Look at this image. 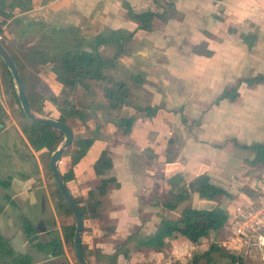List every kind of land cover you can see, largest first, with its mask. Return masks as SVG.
Wrapping results in <instances>:
<instances>
[{
  "label": "crops",
  "instance_id": "obj_1",
  "mask_svg": "<svg viewBox=\"0 0 264 264\" xmlns=\"http://www.w3.org/2000/svg\"><path fill=\"white\" fill-rule=\"evenodd\" d=\"M124 1L136 12L152 10L164 18L156 16L148 30L139 28L127 16ZM43 26L48 28L43 30L44 41L31 37L39 36L42 30L35 27ZM119 29L132 36L104 70L109 79L66 83L74 75L63 69V57L97 51L109 59L116 44L97 45V37ZM241 33L255 39L250 44ZM0 34L19 59L31 110L64 120L72 131L58 170L66 175L64 182L81 205L100 201L94 216L88 212L81 236L92 264H104L99 255L114 253L117 246L126 253L118 255L117 264H175L182 262L188 248H196L181 235L166 238L161 250L139 244L140 237L156 231L161 215L172 212L151 200L167 192L171 176L184 184L207 174L242 205L245 191L264 186V165L251 163L255 151L242 146L264 144V82L243 81L264 75V0H0ZM19 34L22 44H16ZM58 41L65 42V50L53 60L51 47ZM35 46L39 59L31 61ZM0 76V135H4L0 150L5 154L0 181L7 182L0 185V237L9 245L1 231L7 234L11 227L23 231L25 217L41 240L53 235L61 239L63 254L52 258L57 264H78L62 229L70 222L62 220L50 196L48 155L21 129L23 113L13 77L4 69ZM115 83L126 89L118 102ZM232 86L238 93L234 100L215 102ZM85 98L93 104L89 112ZM149 107H158L151 116L146 114ZM124 119H131L129 126ZM87 138L92 141L78 157L80 141ZM105 151L111 165L96 175L93 164ZM101 177H114L118 185L100 197L93 186ZM189 200L212 201L193 192L183 207ZM40 204L42 210L37 211ZM234 205H228L227 222L217 231L221 237L231 234L237 219L230 210L236 211ZM17 255L1 253L0 264H16Z\"/></svg>",
  "mask_w": 264,
  "mask_h": 264
},
{
  "label": "trees",
  "instance_id": "obj_2",
  "mask_svg": "<svg viewBox=\"0 0 264 264\" xmlns=\"http://www.w3.org/2000/svg\"><path fill=\"white\" fill-rule=\"evenodd\" d=\"M123 7L127 10V16L132 20H135L138 23V27L142 29H150L152 27L153 19L158 16L164 18L163 14L156 13L152 10H146L141 12L134 11L127 2H123ZM132 36V33H128L124 30H114L111 31L108 35H101L97 37V45L101 43L112 42L117 46V50L114 53L113 57L107 59L104 58L99 52L95 51L94 53H82V54H66L62 59L63 69L74 75V78H67L66 83L73 86L76 81L93 78L97 80H107L109 79L104 70L111 66L112 62L123 52V43L126 40H129ZM241 37L247 40L250 44L255 39L253 34H243ZM206 54H209V51H205ZM3 67L11 75L9 69L1 60ZM16 64V63H15ZM17 66V65H16ZM18 69V66H17ZM12 76V75H11ZM22 81V78H21ZM248 85H253L255 83L264 82V75L257 74L255 76L243 79ZM23 89L24 84L22 82ZM116 85V102L120 99L122 94L126 92V89L123 88L122 83H115ZM236 87H226L221 94L217 97L215 102L223 98H228L234 100L238 93ZM110 93V92H109ZM15 94L16 101L20 105L18 100V95ZM28 101V98H27ZM122 101L119 103L121 104ZM119 103H111L116 107H119ZM21 108V107H20ZM158 108V107H157ZM157 108H147V116L153 115ZM22 111V108H21ZM23 113V111H22ZM60 120V119H59ZM65 123L64 120H60ZM126 124V127L130 125L131 119L122 120ZM21 129L24 134L28 137L31 143L36 148H43L48 155L56 149V147L62 142L63 134L56 128L50 127L48 125L34 122L28 119L24 113L21 119ZM66 124V123H65ZM92 139H82L80 141V149L77 152L78 157L81 156L91 143ZM243 147L252 148L255 151L254 159L251 161L254 165L261 164L264 165V144L255 143L249 146L242 145ZM66 150V149H65ZM111 165V157L107 151L101 153L99 158L93 164V171L96 175H102ZM48 171L52 177L49 163L47 164ZM59 172L64 181H66V175ZM168 178V182L172 185L167 190L163 196H154L152 197V202L157 205H161L167 210L174 211L179 205L183 202H186L190 198V194L195 192L201 199L206 200H217L220 197H228L230 194L224 190L222 187L211 182L207 174H199L188 183L181 184L179 183L180 179L178 176H171ZM53 178V177H52ZM178 182V183H176ZM54 183V188L50 190V196L57 208L59 215L69 214L72 215L71 211L68 208L66 201L64 200L58 186ZM0 185L6 186V181H0ZM111 185H118L114 177H104L97 180L96 184L93 186V191L97 193L98 196L105 195L107 189ZM92 190L89 191V195H92ZM74 198V197H73ZM79 211L83 219V228H85L84 222L93 215L96 207L100 204L99 200H93L89 203V206L81 205L80 200L74 198ZM91 211V214L88 215ZM228 215L220 207L213 208H195L191 206H184L179 214L175 218H170L164 215L160 216V221L156 231L151 235H146L140 237L139 244L141 246L151 248L154 250H161L165 245L166 238L181 235L191 241L192 243H197L203 238L209 237L212 233L217 232L221 229L227 222ZM22 229L25 236V239L29 245L36 251L43 253L52 252L54 256H59L63 254V245L62 241L58 236L53 235L49 240L43 241L36 234L33 224L25 217H22ZM63 233L67 236V242L70 243L71 249H73V235L75 230L74 219L69 225L62 226ZM83 253L90 264L92 261L88 259L86 252L84 251L82 245ZM13 254L14 251L7 245V241L0 237V254ZM120 253H123L126 256L125 251H123L120 246L116 247L114 253L111 254H100L99 260L104 262V264H117V258ZM214 254H218L221 257L227 258L223 264H246L243 257L240 254L234 253L227 248L219 245L218 243L212 242L209 244L208 248L202 251L201 253L193 255L191 259V264H199L200 260H205L206 264H211L215 262ZM98 259V257H97ZM16 264H31V258L29 256L17 255L15 258Z\"/></svg>",
  "mask_w": 264,
  "mask_h": 264
},
{
  "label": "rangeland",
  "instance_id": "obj_3",
  "mask_svg": "<svg viewBox=\"0 0 264 264\" xmlns=\"http://www.w3.org/2000/svg\"><path fill=\"white\" fill-rule=\"evenodd\" d=\"M20 24H23V22H19ZM20 26V25H19ZM33 28V27H32ZM36 30H42V33H39V36H36L35 34H31V37H40L41 41H44L45 38L47 37V33L45 31L48 30L47 27H35ZM45 30V31H43ZM20 35V34H19ZM22 35V34H21ZM20 35L19 39L16 40V44H22L23 42V37ZM30 37V38H31ZM25 38H29V35H27ZM24 38V39H25ZM0 42L3 44V46L7 49L9 54H11V57L13 58L14 62H16L18 68L20 69V63L18 57L15 55L14 51L10 48V45H8L7 41L3 38V35L0 34ZM65 42L63 41H58L51 47V53L50 57L51 59H60L62 57V50H65ZM38 47H32L31 52L34 54L33 56H30V60H38L39 51L37 52ZM38 53V54H36ZM1 59V58H0ZM5 70L3 65L0 62V73L2 70ZM6 71V70H5ZM1 77V76H0ZM2 87V86H1ZM25 92L28 94V90L25 86ZM85 101V110L89 112L90 108L93 107L92 102L88 101L86 98L84 99ZM103 104V103H102ZM104 105V104H103ZM97 107L102 108V105H97ZM15 113V112H13ZM14 117L18 118L17 115H14ZM62 118V117H60ZM62 120V119H61ZM4 140V135H0V142ZM18 141V140H17ZM16 141V142H17ZM21 147L18 143L16 144ZM8 150V149H7ZM5 154L3 153L2 150H0V176H2V163L4 160ZM178 164V163H177ZM54 179L49 181V192L51 189L54 188ZM244 197L242 200L246 203L242 205V202H240L238 198L234 200V197H220L217 200H212L211 202L205 201L207 203H195L189 200L186 205L192 206V207H197V208H213L215 206L220 207L223 209L226 213L229 212L227 209L228 205L229 207L231 205L237 206L236 211L234 209H230L233 211L234 215H236L237 219L233 220L235 222H232L231 226L233 228L230 230L231 234H227V236H222L219 235V233H212L209 237L201 239L199 242L194 243L196 245V248L193 250L191 248H188V251H185V256L182 258V262H177L178 264H191V259L193 255L201 253L205 249L208 248L209 244L212 242L218 243L219 245L227 248L228 250L234 252V253H239L243 254L244 256V262L246 264H264V217H260L261 221H258L257 223H251V222H246V218L249 217L250 213H255L257 209H259L263 204H264V186L263 187H257L251 188V190L245 191ZM245 199V200H244ZM234 200V201H232ZM241 203V204H240ZM237 204V205H236ZM185 205V203H184ZM243 207V208H242ZM183 208V205H180V208H177L176 210L172 212L166 211L165 214L167 217L170 218H175L176 214L180 212V210ZM239 208V209H238ZM238 209V210H237ZM42 210V204H40V207L37 209V211ZM241 215V216H240ZM62 220L66 221L68 220L70 223L73 221V216L66 214L63 215ZM247 223V224H246ZM252 224V226H250ZM230 225V224H229ZM242 225V228L240 227ZM250 226V227H249ZM241 228V230H239ZM248 228V229H247ZM183 237V236H182ZM215 262L211 264H223L227 258L221 257L218 254H214ZM76 260V259H75ZM77 262V261H76ZM175 263V264H177ZM199 264H206L205 260H200ZM238 264V263H236Z\"/></svg>",
  "mask_w": 264,
  "mask_h": 264
},
{
  "label": "water",
  "instance_id": "obj_4",
  "mask_svg": "<svg viewBox=\"0 0 264 264\" xmlns=\"http://www.w3.org/2000/svg\"><path fill=\"white\" fill-rule=\"evenodd\" d=\"M0 58L4 62V64L9 69L13 80L16 84L18 100L20 102V106L24 115L37 123H42L48 125L50 127H54L58 129L63 134V142L51 153L49 158V168L54 179V182L58 186L64 200L66 201L69 210L72 213L74 222H75V230L73 235V250L78 264H90L87 258L85 257L82 249L81 236L83 232V219L82 215L79 211V208L70 194L59 170H58V161L61 158L62 152L68 148L72 142L73 134L71 129L60 120L43 116L41 114H36L33 112L29 106L27 101L21 77L17 66L7 51V49L0 42ZM1 236L8 239L9 247L18 255L29 256L31 258V264H57L52 258L54 254L52 252L43 253L40 251L34 250L29 243L25 240L24 233L20 229H16L15 227H11L8 230L7 234L1 231Z\"/></svg>",
  "mask_w": 264,
  "mask_h": 264
},
{
  "label": "built area",
  "instance_id": "obj_5",
  "mask_svg": "<svg viewBox=\"0 0 264 264\" xmlns=\"http://www.w3.org/2000/svg\"><path fill=\"white\" fill-rule=\"evenodd\" d=\"M249 215L250 216L246 218L247 223H257L258 221H261L260 217H264V204L259 209H257L255 213H250Z\"/></svg>",
  "mask_w": 264,
  "mask_h": 264
}]
</instances>
